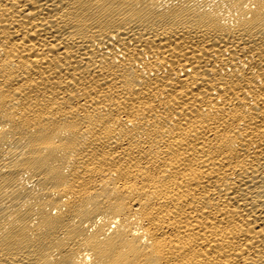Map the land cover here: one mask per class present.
Returning <instances> with one entry per match:
<instances>
[{"label":"bare ground","instance_id":"6f19581e","mask_svg":"<svg viewBox=\"0 0 264 264\" xmlns=\"http://www.w3.org/2000/svg\"><path fill=\"white\" fill-rule=\"evenodd\" d=\"M0 264H264V0H0Z\"/></svg>","mask_w":264,"mask_h":264}]
</instances>
